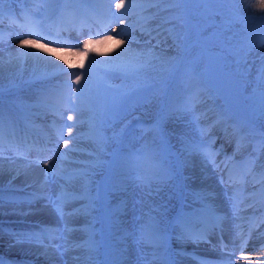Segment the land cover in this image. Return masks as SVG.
<instances>
[{
    "label": "snow or ice",
    "instance_id": "snow-or-ice-1",
    "mask_svg": "<svg viewBox=\"0 0 264 264\" xmlns=\"http://www.w3.org/2000/svg\"><path fill=\"white\" fill-rule=\"evenodd\" d=\"M12 0H0V23L4 15V5L11 3ZM41 6L57 5L55 12L60 16L61 21L66 16H71L73 27L61 23L55 34L51 30L45 31L44 25L50 19L46 14L47 7H41L39 10L32 12L31 10L24 11V22L21 25L18 36H33L34 39H20V45H31L33 49L41 52H46L51 55H56L61 51H74V54L84 59L79 61L76 67L79 68L78 73L66 72L55 65L57 72L61 75H70L73 78L71 82H65L63 85L67 88V96L69 99L63 105L38 103L31 105L32 108H44L50 110L54 115L63 116L64 109L69 110L67 115V123L63 127L67 128L68 138L63 140V144L59 147L66 148L67 151L60 154V165L58 168L49 167L45 161V177L38 189L27 191L25 189L17 190L23 193L17 195L14 192H9L7 198L5 191L0 187V214L5 202L12 205H27L31 208L32 204L43 201L46 207H50L56 214L60 224L58 226H37L36 230L32 231H14L9 230L8 234L15 244H37L45 249L44 255H56L63 257L66 252L76 250L81 254L74 257L76 264H95L94 255L104 243L103 227L99 230L96 228L97 223H107L110 227L116 226L119 228L115 235L113 250L116 253L114 264H126V255L130 246H134L138 252L136 264H168V246L170 241L175 238L180 242H192L196 245L209 242V236L217 230L223 232V223L227 219L225 215L219 214L216 211V206L212 203L215 198L213 192L193 191L188 193L193 198L194 203H199L200 207L193 209L190 212L183 210L171 221L165 220L166 205L147 203L144 197L149 200L153 194H159L162 188H171L177 192L183 193L187 188L185 181L189 177H185L182 173V168L190 163L189 157L194 154H203L204 162L211 163L222 173L229 170V162L232 158L226 157L223 167L216 163V156L219 153H212L200 141L195 139H185L184 151L188 153L183 161L177 158L176 163H171L165 160L166 156H171L166 142L161 150H157L154 143H150L142 134L139 139L144 140V143L135 151L129 147L124 153L123 145L125 144V130L121 132H113L111 137L104 134V127L108 124L111 117V109L106 105H100L93 102L91 93L93 92L92 79L89 71L88 57L90 53L97 51L96 45L107 46L108 51H114L123 45H127L124 51H131V46L136 41L135 30L138 29L141 34H146L150 39H156V45H160L161 41L157 37L162 33H166L164 41L170 37L174 47L178 51L184 49L187 45L188 30L190 27H198L193 24L189 18L188 10L184 5H212L220 4H235L243 5V9L237 7L228 10L230 15H227L223 22V31L216 35L218 46L220 47V55L218 59L224 56H234L237 71L241 65L248 64V56L254 48L251 41L233 45L232 39L227 35L231 29V25L240 22L242 13L247 10L250 16L256 19L264 20V0H37ZM170 5L169 8H161L160 5ZM63 5V7H59ZM215 10L205 8V14H214ZM161 13H165L162 23L166 25L163 29L158 25L155 29L150 26V22L156 20ZM10 16H15V12L9 9ZM224 15V13H221ZM19 19V17H17ZM79 21L82 24H88L90 27L87 32L81 30L76 31L78 43L71 44V32L74 29L75 23ZM116 25V27H112ZM102 30L93 31L92 28H100ZM65 30L69 35L65 36ZM153 32L156 36H153ZM87 38H84V37ZM9 36V44L11 42ZM111 42V43H109ZM64 44L65 47H53L52 45ZM114 46V47H113ZM261 48H264V36L261 37ZM151 48L147 52H142L138 55L139 63L134 66L120 65L113 63L112 60L96 61L92 60V65H98L96 68V80L102 81L107 77L117 73L125 72L135 76L138 83L135 88L129 89L121 85L116 91L121 97L133 95L136 92H143L147 89L159 91L160 86L157 83L149 82L140 79V73L155 66V62L159 59ZM33 58L42 60L43 57L36 56L35 52H9V63L14 59ZM57 59L63 57L56 56ZM264 59V58H262ZM68 69L73 68V64L69 60L63 61ZM195 61H193L194 63ZM47 64H52V61H45ZM4 65V40L0 33V74H2ZM168 71L171 73L172 69ZM250 69L248 72L250 73ZM55 74V73H54ZM44 75H48L45 73ZM195 77L186 73L185 84H190L186 87L183 95L174 100L168 106L167 115L169 118L183 119L191 116L190 124H194L201 136L212 126H224V131L228 133L229 126L232 129L233 135H238L237 151L245 140H248L254 133L244 134L239 124L233 123L229 125L232 119L231 112L227 107H214L215 98L199 83H193ZM260 91L259 106L261 111H264V66L259 69L258 75ZM76 85L77 87H72ZM87 91L88 96H85ZM3 94L2 84H0V96ZM145 103H151V96H145ZM205 109L199 114L196 112V105ZM209 114H214L215 119L209 128H200L201 120L207 121L210 118ZM56 121L53 119V124ZM87 125V131L81 132V127ZM75 130V131H74ZM160 130V119L149 128L144 129L143 133H157ZM259 141V151H264V133H261ZM3 139H4V113L2 105H0V170H2L3 162ZM133 140L127 143L134 146ZM81 141L88 142L90 148L79 147ZM112 144L120 147V159L124 162L122 168V176L124 179L115 184L112 189H100L99 187L93 191V176L97 168L105 166L108 149ZM71 145V147H69ZM79 151L85 154L87 160H76L71 158V153ZM113 159L117 153L113 152ZM40 161H30L29 166L38 164ZM110 166L112 161L107 162ZM255 163V158H251L246 162V167H250ZM15 178V177H14ZM231 176L229 179H224L222 176L221 184L226 189L230 186ZM56 184L57 190L52 192L49 189L50 184ZM138 188L141 191L140 214L134 216L131 221V229L122 227L124 221L121 220L125 216L128 209L129 201L127 194L129 188ZM115 193L125 194L111 209L108 208L109 196ZM229 201L234 213H238L235 201V195L229 196ZM137 201H133V207ZM147 206V211L144 210ZM84 217L85 223L80 227H74L72 221L76 218ZM4 227L0 224V237L4 234ZM73 232L82 234V239L79 242L72 243L66 238V234L70 235ZM100 237L97 239V237ZM252 238V230L249 229L245 235L243 229L237 234V239L240 241L239 251L244 252L248 245V241ZM216 247V246H214ZM221 253L228 251L226 245L221 239L219 244ZM264 248V245H262ZM237 251L235 245L231 252ZM0 264H5L3 257H0ZM196 264H213L212 261L199 259ZM223 264H231V257ZM256 264H264V261H257Z\"/></svg>",
    "mask_w": 264,
    "mask_h": 264
},
{
    "label": "bare ground",
    "instance_id": "bare-ground-1",
    "mask_svg": "<svg viewBox=\"0 0 264 264\" xmlns=\"http://www.w3.org/2000/svg\"><path fill=\"white\" fill-rule=\"evenodd\" d=\"M208 6L210 9L215 10L214 13L219 19L224 17L228 13L226 7L223 4L216 3ZM236 6L241 9H243L244 7L242 4ZM56 7L57 5L54 6V8ZM59 7H63V5H60ZM169 7L170 5H165L161 8ZM221 13H224V15H222ZM165 15V13H161L156 20L150 22V26L154 29L158 25L161 29L166 27V25L162 23ZM243 16L247 19L249 25L255 24L256 26H258V24L262 21L260 19L254 18L253 16H250L247 10H244ZM5 18L6 17L3 15L2 19ZM112 27H116V25H112ZM102 29L103 26L100 27V30ZM65 32L68 31L65 30ZM17 33L18 30L3 34L6 35L5 37H8V39L4 41V65L2 74H0V84H2L3 88V94L2 96H0V105H2L4 113L3 144L8 140H14L18 144H20L23 137L21 136V133L19 134V132H24V134H27L32 133V130H34L38 133L36 134V140L38 141L39 146L35 145V137L32 136L30 137V139H28V145H30L28 148H24L19 145V147L22 148L23 152H25L26 154L36 156L37 159L35 160H30V158H26L25 155L11 156L10 148H3L2 170H0V187L4 189L6 198L10 191L14 192L17 195H22L23 193L18 192L17 190L25 189L27 191H33L38 189L45 177V161H47L49 167H59L60 154L67 151L66 148H61L59 147V145L63 144L64 139L68 138L67 128L63 127V125L71 123L67 121L69 110L65 108L64 115L61 117L58 115H54V113L50 110L44 108H32L30 106L38 103L63 105L66 100L69 99V97L67 96L68 90L63 85L65 84V82L70 83L73 77L70 75L59 74L57 72V69L55 68V65H59V68L65 70L66 72L78 73L79 70L74 67V64L82 60V57L76 56L74 54V51L66 50L58 52L56 55H51L46 52H41L37 49H33L31 45L21 46L20 39H34L35 37L18 36ZM71 33L76 36L75 30H73ZM10 35L12 39L9 44ZM165 35L166 33H162L161 35H159L157 38L161 41L160 45L151 48L152 45H156V39H150L148 35L141 34L139 30L136 29V41L133 42L131 51H124L127 45L115 48V50L111 52L108 51L107 46L96 45V49L98 52H101L100 54L104 59L110 57L113 58L116 62L129 60L131 65H136L139 63L138 55L142 52H147L151 48V50L154 51L159 57L158 60H160L161 62V60L168 59L166 57L171 53L173 49L172 39L169 37L165 42ZM153 36H156L155 32H153ZM76 40L77 38H75L74 41ZM74 41H71V44H77ZM52 46L61 48L65 47L64 44H61L59 46ZM18 51L35 52L36 56L43 57V59L36 60L33 58H21L19 60L14 59L11 63H9V52L16 53ZM57 55L63 57V59H57ZM262 58H264V48L256 49L255 54L250 56L251 62L257 63L256 68L258 69V71L262 66H264V59ZM65 59L69 60L73 64L72 69H68L67 65L64 64L63 61ZM45 61H52V64H47L45 63ZM45 73H47L48 75H44ZM36 84L37 86H35ZM110 84L117 85L119 84V81L110 82ZM122 85L126 87L124 83ZM46 87H49L51 91H48ZM85 96H88L87 91L85 92ZM91 96L93 102L95 103L97 95L92 92ZM119 105L120 108L116 109L114 111V114L116 116L126 118L129 115V106L126 105L125 102H120ZM142 107L144 108V106ZM53 119H55L56 121L55 125L53 124ZM86 128L87 125L82 126L81 132L87 131ZM219 131L228 139L230 136H232V129L230 128L227 134L224 131V126L220 127ZM228 134H230V136H227ZM69 147H71V145H69ZM79 147L90 148L91 145L86 141H81ZM71 158L76 160L88 159L85 154L79 151L72 152ZM37 160L40 161L38 164H32L31 166H29L30 161ZM212 166L214 168L212 172L209 169V164L205 163L204 160L200 165L196 167L193 166L192 168L194 169V177L196 178L195 180H190L189 188H193L196 191L213 192L215 194V198L212 203L216 206V211L219 214L225 215L226 217L231 215L232 220L234 221V229L232 233H236L241 229H243L244 232H247L249 231V229H251L252 232L255 233L263 230L264 185L258 182L260 173L255 172L252 178L247 179L244 184H241V197L237 192L236 186L232 184H230L229 188L227 189L228 195H226V189L224 185L221 184L224 192H220V189L217 186V182L219 180L221 181L222 176L218 175V169L214 165ZM210 187H212V190L210 189ZM49 189L52 192H55L57 190L56 184H50ZM217 192H219V194ZM232 195H235V198H238V200L240 199V202L236 204L237 208L239 209L238 213H234L231 206L229 209V205L231 204L227 199H229V196ZM245 198H249V201L247 203H244ZM225 200L228 201V205L226 204ZM155 203L158 204V202ZM249 206H252V208L255 210L251 217H249V212L245 211ZM135 207L137 206L135 205ZM127 214L129 215V212ZM0 219H7V221L5 222H0V224H2L5 229L3 236L0 237V257L4 258L5 264H20L21 261L19 255H27V257L29 256L28 258H31L34 262H36L35 260H37L36 264H76L74 257L81 254L76 250L66 252L63 257L56 255H49L48 257H46L44 255L45 249L43 247L37 244H15L12 238L9 236L8 232L9 230H11V227H23V229L26 228L27 232L36 230L37 226H58L60 224V221L58 220L56 214L50 207H46L43 201L32 204L31 208H29L27 205L17 206L5 202L2 209V214H0ZM254 219H257L255 223H253ZM84 223V217L76 218L72 221L74 227H80ZM223 224H225V221ZM226 227V225L225 227H223V231L226 230ZM254 227H259V229L253 231ZM71 234L82 236V234L79 232H73ZM72 243L76 242L72 241ZM202 246L204 248H207V245L205 243H203ZM193 247H195V251H198V249H202L200 245L196 244L193 245ZM255 247H258V245L251 246L246 250L253 251ZM94 260H97L95 255ZM256 262L257 261L255 260H246L243 263L236 264H256Z\"/></svg>",
    "mask_w": 264,
    "mask_h": 264
},
{
    "label": "rangeland",
    "instance_id": "rangeland-1",
    "mask_svg": "<svg viewBox=\"0 0 264 264\" xmlns=\"http://www.w3.org/2000/svg\"><path fill=\"white\" fill-rule=\"evenodd\" d=\"M6 5L8 7H10V8H13L15 6L13 0H12L11 3H6L4 6H6ZM224 5L226 6V9L228 8L229 10H230V8L231 9L237 8V6L235 4H224ZM187 7H188V5H187ZM193 7L194 8H198V7L203 8V9H200L195 16H192L193 17V23L195 24L197 20H200L203 23V26H204L203 33L204 32H205L204 34L207 33V36H204V38H205V40H207L208 43H211V41L213 40V38H212V36H208L209 35L208 33H213V30L214 29L216 31H219V33H220L221 31H223V24L219 25L218 26V29H216L215 28V25H216L215 24L216 23L215 21L217 19H219V18L216 15H214V14H205L204 13V8H206L207 6H205V5L189 4V8L190 9H193ZM7 13L9 14L8 11H7ZM11 17L14 18L15 16H11ZM237 24H238L239 27H235V26L231 25V29L227 33V35L229 37H232L231 39H232L233 45H236L237 42L238 43H241L244 40H246V42L251 41V38H249L250 35L248 33H246V31H247V29L254 30L257 26L255 24L254 25H249L247 19L244 18L243 13H242V19L240 20V22H237ZM215 34H217V33L215 32L214 35ZM199 37H200L201 41L203 42L202 37L201 36H199ZM200 48H202V46ZM173 50L166 57L168 59L161 60L162 63L160 62V60H157L155 62V66L153 68H150L149 70H146V71L141 72L140 73V79L141 80H147V81L150 82V81H153L157 76L167 74L168 69H169V67H170V65L172 63V61H171L170 58L174 56V53H177L178 52V50L176 49V47H175V50H174L175 52ZM193 51L195 53H198L199 48H195L191 52H193ZM100 53L101 52H98V51H96L94 53H90L89 55L91 57V60H93V59L96 60V61H104V60H112L113 61L114 60L113 58H110V57L107 58V59H104V58H102V56H101ZM180 53H183V54H185L187 56H190V57L193 56V55H191V53H189L188 51H186L184 49L180 50ZM183 59H185V58H183ZM225 59L228 61V64H229L228 67H230L232 70H234L232 73L235 75L234 81L236 83H238L237 78H236V75L242 76V78H245V76H246V69H243L242 65L240 67V70L237 71V69L234 67L235 62H233L232 58L231 57H228V56H225ZM193 61H195V62L193 63ZM199 61H200V58H198V57L195 58V56H194L193 59H191V60H189L187 62L188 65L190 63V66L187 69L183 70V73H188V74H190V75H192V76L195 77V80L192 81L193 83L198 82L199 80L202 79V73L197 72V69L194 68L198 64ZM88 63H89V57H88ZM113 63L120 64V65L125 64V65H129V66H134V65H131L130 64L129 60L122 61V62H116L114 60ZM154 69H155V71H153V72H155V74H153V72H152V70H154ZM225 73L228 74L227 72H225ZM95 74L96 73H93V77H91V79H92V85L98 84L97 83V80H96V77H95ZM148 74H150V75H148ZM216 74H217V72L212 69L209 72V74L206 75V77L209 78V79L211 78V81H214V80L217 79L216 78ZM224 78H225L226 82L228 83V85L232 83V76H228V77H224ZM185 80H186V74L185 75H181V77H180V79L178 81V85L179 86L186 85L185 84ZM113 81L114 82H116V81H120L121 82L122 81L121 83H127L131 87L134 85V83H138V81H137L136 78L135 79H131V78L123 77V76L122 77H119L118 79H113ZM222 83L225 84L223 81H222ZM249 85L250 84L248 82L242 81V84L240 86L242 87V89L244 90V92L246 94H249V98L251 99L250 86ZM229 87H232V86L229 85ZM98 88L101 89L99 91V93H102L101 91H104L105 92V90H102V88H100V87H98ZM227 89H230V88L227 87ZM223 90L226 93H230V92H228L226 90V88L223 89ZM217 91H218V93H220V92L222 93V89L220 87L217 88ZM230 91L233 92L231 89H230ZM233 93H236V90ZM214 98H215V102L217 101L216 103L219 104L221 107H223L221 105V104H224L223 99L219 96L220 101H221L220 102L219 101V98H216L215 95H214ZM136 102L138 103V101H136ZM153 104H154L153 101H151V103H142L140 105V107L144 106V108L143 107L142 108L143 109H146V108L151 107ZM242 109H243L244 113L241 112V116L244 117L245 114H246V111L244 110L243 106H242ZM152 112L153 111H151L150 114H152ZM165 118L168 119L170 123H169V125H166L165 123H163V127H161V132H163L164 134H170L172 136V138L176 141L175 145L177 146L176 147V146H173L172 145L173 150H171V152H170L171 153V156H167V159L172 160V163H176L177 162V158H179V161H183L186 157H188V153L184 151L185 145L183 143V140H185V139H195V136L198 134L199 131L197 130V128H196L195 125L190 124V123H187L183 119H181V121L179 122L175 118H169L168 116H166ZM262 120L264 122V119H262ZM121 123L122 122H117L116 123L117 127ZM233 123L239 124L241 126V123L240 122H232V124ZM117 129L114 128L113 124L110 125V126H108V124H107V128L105 129V132H106V134L109 137H111L113 135V132H116ZM144 129H145L144 126H142V128L140 129L141 134H139V135H136V134L133 133L134 134L133 138H136L135 141H134V144H142L144 142V140L139 139V137H141L142 134L145 136V139H147V140L149 139V136H151V133H143V130ZM182 131H183V135H182V137H180V132H182ZM133 138H131V140H133ZM124 139H125V144L123 146H125L126 148H129V147L132 148V145H130V144L127 143L128 141H130V138H128V139L124 138ZM111 146H113V144ZM178 147H180V148H178ZM110 150L111 151L114 150V147L111 148ZM124 152L126 153L125 150H124ZM197 155L199 156V159H197V157H198ZM110 157H111V155L108 153V155L106 157V163L108 162V160H109ZM189 159H190V163H188V165L186 167H183L182 168L183 175L185 177H189V179L187 181H185L186 184H187L188 181L195 180V178H196V177H194V169L192 168L193 166H191V164L192 163H197L198 164L200 162V160L202 159V157H200L199 154H194L191 157H189ZM194 160H196V162H194ZM112 161H114L117 164L115 166V169H114V164H111L109 166L108 176L111 179V181L108 184V189L109 190L112 189V187L115 184H117L119 181H121L122 179H124V177L121 176L122 174H121V170H120V165H118V164L121 163L120 159L118 158V155L116 156L115 159H112ZM210 189L212 190V187H210ZM179 193L180 192H177L175 190H172L170 187L169 188H162V190L159 192V194L156 195L154 193V195L152 196V198L150 200H149L148 197H144V199L149 204L150 203H153V202L154 203L155 202H158V204H161V203L165 204L167 206L166 209H165V212H166L165 218H166V220H168V222H171L172 221V217L174 216L173 208H174V205H175V204L174 205L171 204V202H172L173 199H176V197L179 195ZM123 195H125V194L115 193V194H113V196L112 195L109 196V198H112V199H109V203H113V200H114V202L118 203L119 202V199H121L122 198L121 196H123ZM141 196H142L141 191L138 188H131V187L129 188V193L127 194V199L129 201V203H131V204H128V209H127V213L129 212V215L126 213L125 216H122L121 217V220L124 221V227H128L129 229H131V221L133 219L132 217L138 216L140 214V203H139V201L141 199ZM114 197H115V199H114ZM156 199H157V201H156ZM133 200L134 201H137V203L135 204L137 207H135V208L133 207ZM129 206H131V207H129ZM144 210L147 211V206H145ZM116 229H119V228H117L116 226H114V230H116ZM114 242H115V239L114 238H113V240H111L109 242L110 243V246H109L110 248H113ZM132 263L133 264H136V261H133V262L128 261L126 264H132Z\"/></svg>",
    "mask_w": 264,
    "mask_h": 264
}]
</instances>
